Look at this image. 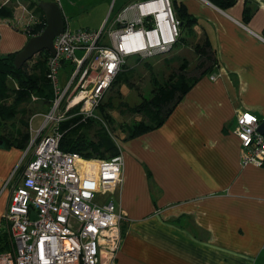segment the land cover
I'll use <instances>...</instances> for the list:
<instances>
[{"label": "crops", "instance_id": "0c3cea01", "mask_svg": "<svg viewBox=\"0 0 264 264\" xmlns=\"http://www.w3.org/2000/svg\"><path fill=\"white\" fill-rule=\"evenodd\" d=\"M18 1L33 14L15 4L12 18H0L2 55L21 50L31 26L44 14L34 2ZM172 1L193 21L181 28L166 58L179 66L188 61L192 87L162 125L121 145L124 180L112 195L127 219L113 264H264V165H242L235 132L242 110L264 119V0H236L227 9L211 0ZM110 2L59 3L66 26L74 28L75 18L85 16L76 29L98 30L112 18ZM246 7L252 8L248 20ZM206 43L211 62L202 55ZM216 73L219 77L212 80ZM26 106H20L19 119L35 120L45 113L33 108L22 112ZM26 151L0 147V255L9 250L4 216L23 166L14 172ZM99 195L100 201L110 196Z\"/></svg>", "mask_w": 264, "mask_h": 264}, {"label": "built area", "instance_id": "2783aa9c", "mask_svg": "<svg viewBox=\"0 0 264 264\" xmlns=\"http://www.w3.org/2000/svg\"><path fill=\"white\" fill-rule=\"evenodd\" d=\"M173 6L172 0L129 2L108 21L110 44L101 42L107 24L98 30L66 26L55 38L56 53L47 62L54 99L40 126L30 124L32 134L23 168L14 172L22 168L20 180L12 183L13 174L4 185H13L3 225L10 226L15 249L13 257L9 252L1 254L0 264H113L116 260L127 217L112 194L124 180V155L121 151L110 160L88 159L78 152L63 151L60 140L66 131L60 130L59 124L81 116L80 122L92 119L107 127L98 108L122 72L126 57L137 54L145 60L161 56L171 51L181 36V20ZM77 49L84 51L81 57L76 55ZM66 61L75 67L62 84ZM210 77L216 80L219 74ZM262 122L264 119L250 110L237 114L235 132L243 166L264 165ZM29 152L32 155L26 160ZM99 194L111 195L100 201Z\"/></svg>", "mask_w": 264, "mask_h": 264}, {"label": "trees", "instance_id": "16d2710c", "mask_svg": "<svg viewBox=\"0 0 264 264\" xmlns=\"http://www.w3.org/2000/svg\"><path fill=\"white\" fill-rule=\"evenodd\" d=\"M215 5L222 9H227L236 3V0H211ZM125 7V6H124ZM123 7V8H124ZM43 14L42 10L37 6ZM15 13V8L10 4H0V18H12ZM177 15L182 21V27L190 26L193 21L192 18L183 10H178ZM252 16V8L246 7L244 10V18L248 20ZM46 26L45 14L41 15L38 21L31 26L29 33L31 36L40 34ZM152 26V25H150ZM177 44V42H176ZM203 48V49H202ZM201 51L207 62L213 60L209 44L203 45ZM51 53L48 50H43L37 54L36 58H32L33 62H26L21 68H16L14 65L15 53L2 55L0 54V123H9L12 133L15 134L14 139H10L9 133L5 135L0 132V140L2 144L0 147L5 148H18L25 150L31 140V132L29 129L30 117L24 116L19 121L20 127L16 130L11 124L16 122L18 114L20 113V106L24 103L30 104L29 107L23 111L28 112L31 108L36 111H41L42 107L47 106L46 111L50 108V104L54 99V89L50 80L47 78V62ZM167 55V54H166ZM140 60V59H139ZM146 60V59H145ZM173 59L165 58L166 64H170ZM147 64H151L149 61ZM188 61H184L178 69L177 73H172L170 77L160 82L155 81L153 93L151 97H143L142 102L135 106L130 107L132 112H139L144 115V118L136 121L133 125H123L127 129V134L118 141L111 131V125L114 124L112 115L106 110L107 107L114 106L112 102L102 103L98 108V113L104 118L107 127L102 126L93 136H90L89 128L95 126L96 120H89V122H80L81 116H74L62 121L59 124V129L66 131L60 140V148L67 152H78L85 158L107 159L121 153V145L123 142L142 136L153 129H156L164 123L168 115L172 112L180 100L187 94L192 87V78L187 76ZM74 65L71 62H64L63 72L68 73L73 71ZM121 74V75H120ZM120 78L124 82L130 83V79L124 70L120 72ZM113 82V84L118 80ZM12 81V82H11ZM62 81L63 78H62ZM14 82V84H12ZM112 84V85H113ZM34 94L44 98V101L33 102L32 97ZM41 103V110L36 107ZM32 104L35 107H31ZM74 110H71L72 113ZM23 121V122H22ZM25 127V129L22 128ZM110 126V127H109ZM88 129V130H87ZM87 130V131H84ZM119 142V144L117 143Z\"/></svg>", "mask_w": 264, "mask_h": 264}, {"label": "rangeland", "instance_id": "374dc122", "mask_svg": "<svg viewBox=\"0 0 264 264\" xmlns=\"http://www.w3.org/2000/svg\"><path fill=\"white\" fill-rule=\"evenodd\" d=\"M2 1H5V0H0V4L3 3ZM26 1L30 3L34 2L36 6H38L39 2L42 0H26ZM110 1L111 2L109 4V10H110L109 15H111L112 18H114L115 15L119 12L121 7L123 6L122 5L123 2L127 4L130 1H135V0H110ZM7 4H10L13 7L16 4L17 8L21 7V11L26 10L27 13L31 15L33 14L32 10L29 8L28 5L19 4L18 0L17 1L10 0V2ZM173 7H174V11L177 13V9L175 5ZM77 14L78 12L75 14V16ZM83 19H86V17L85 16L80 17V18L76 17L75 21L73 22L74 28L71 27L72 30H77L76 29L77 27H81ZM111 19L108 18L105 23L107 25H106V30L101 39L102 43H107V44L111 43V40L108 37L109 27H110V24L108 21ZM192 45H193V42H192ZM83 53H84L83 50H80V49L76 50V55L79 57H81ZM169 53H166L167 55L163 54V56H157V57L149 58L146 60H143V59L139 60L140 57L137 54L126 57V62L123 67V70H124V73L128 75L130 79V83H126L128 81L124 82L125 80L122 79L125 75L121 79H118L120 78L119 77L121 75L120 74L117 78L118 80L111 86L109 92L106 94V97L104 98V103L112 102L114 104L113 107L111 108L107 107L106 110H108V112L112 115V118L114 119V124L111 125V131L118 141H121V139L127 134V129L123 125L125 124L133 125L136 121L144 118V115L142 113L132 112L130 110V107H135L139 105L142 102L143 97H146V98L151 97L153 93V87H154L155 81L160 82L170 77L172 73L178 72L177 68H179V64L176 63L175 65L171 63L170 65V64H166L165 62V58L170 55ZM36 56H34V58H36ZM149 61H151V64H147ZM30 62L32 63L33 60H30ZM66 72L67 71L61 72V78H63L64 80L62 81V84H64L66 81V76H65ZM92 76H93V73H91L90 76L85 80V84H88L90 82ZM34 95H35L34 102H39L38 99L40 101H44L43 97H40L39 95L37 96V94H34ZM70 95L71 94H68V96H66V99L69 100ZM34 105L32 104L31 107H35ZM27 106L29 107L30 104H27ZM46 109H47V106H45V108L42 107V111H44L45 113L49 110L48 109L46 111ZM19 121L21 120L17 117L16 122H13V124H11L14 130H16V127H19V123H20ZM42 122H43V116L41 118L40 116H37L35 120L33 119V127L34 128L39 127V125ZM100 127H102L101 124L98 121H95V126H93L92 128H89L90 136H93L95 132L97 131V129H99ZM22 128L25 129L24 126H22ZM29 129H30V125H29ZM87 130H84V131H87ZM0 132L5 133V135L6 134L9 135L10 133L11 134L9 135L10 139L15 138V134L12 133V129L10 128L9 123L8 124L0 123ZM31 134H32V130H31ZM117 143L119 144V142ZM3 226L4 227L2 230L6 232L5 233L6 243L8 244V247H9V250L7 252L11 253V256L13 257L15 247H14V242L12 239L10 226L9 225L5 226V224Z\"/></svg>", "mask_w": 264, "mask_h": 264}, {"label": "water", "instance_id": "95a60500", "mask_svg": "<svg viewBox=\"0 0 264 264\" xmlns=\"http://www.w3.org/2000/svg\"><path fill=\"white\" fill-rule=\"evenodd\" d=\"M38 7L45 14L46 26L40 34L31 36L24 47L15 53L14 65L16 68H21L43 50L55 54V38L62 34L66 28L65 16L60 3L42 0L39 2ZM260 130L264 132V122L261 123ZM1 144L2 141L0 140Z\"/></svg>", "mask_w": 264, "mask_h": 264}, {"label": "clouds", "instance_id": "9594fccd", "mask_svg": "<svg viewBox=\"0 0 264 264\" xmlns=\"http://www.w3.org/2000/svg\"><path fill=\"white\" fill-rule=\"evenodd\" d=\"M176 13V12H175ZM177 15V14H176ZM178 17V16H177ZM182 24V23H181ZM182 26V25H181ZM161 56H163V55H161ZM33 119H30V124L32 123V125H33V121H32ZM29 145V144H28ZM28 148V147H27ZM22 163V164H21ZM21 163H20V165H18L17 167H19V166H22L23 165V162L21 161ZM21 168V167H20ZM20 176V175H19ZM14 179V178H13ZM13 181V180H12Z\"/></svg>", "mask_w": 264, "mask_h": 264}, {"label": "bare ground", "instance_id": "6f19581e", "mask_svg": "<svg viewBox=\"0 0 264 264\" xmlns=\"http://www.w3.org/2000/svg\"><path fill=\"white\" fill-rule=\"evenodd\" d=\"M159 4V3H158ZM159 6V5H158ZM158 9H160V8H158ZM161 10V9H160ZM163 14H164V12H161V17L163 16ZM152 34H155V32L154 33H152ZM175 46V45H174ZM174 46H173V48H174ZM173 48H172V50H173ZM171 50V51H172ZM171 51H169V52H171ZM169 52H167V53H169ZM166 54V53H165Z\"/></svg>", "mask_w": 264, "mask_h": 264}]
</instances>
